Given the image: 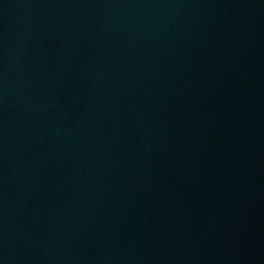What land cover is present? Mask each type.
Wrapping results in <instances>:
<instances>
[{"label":"water","instance_id":"water-1","mask_svg":"<svg viewBox=\"0 0 264 264\" xmlns=\"http://www.w3.org/2000/svg\"><path fill=\"white\" fill-rule=\"evenodd\" d=\"M0 264H264V0H0Z\"/></svg>","mask_w":264,"mask_h":264}]
</instances>
